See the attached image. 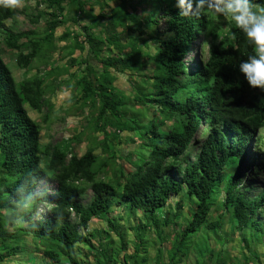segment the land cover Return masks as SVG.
Instances as JSON below:
<instances>
[{
  "label": "trees",
  "instance_id": "1",
  "mask_svg": "<svg viewBox=\"0 0 264 264\" xmlns=\"http://www.w3.org/2000/svg\"><path fill=\"white\" fill-rule=\"evenodd\" d=\"M214 2L197 0L183 16L179 0H34L27 19L41 32L7 28L16 10L0 7V264L12 256L36 264L38 246L46 264L63 258L119 264L110 263V253L116 259L122 253L120 264H147L151 231L158 245L152 264H186L191 238L202 232L220 246L205 248L207 258L200 250L192 264H210L213 254L233 264L240 251L227 243L234 237L243 253L249 237L264 243V223L256 220L264 189L250 198L242 183L255 170L245 174L253 144H263L264 91L251 88L240 71L252 46L224 11L216 14ZM253 3L264 6V0ZM162 20L167 30L159 27ZM59 28L65 31L56 36ZM198 36L208 56L202 61L196 51L187 61ZM55 55L64 61L60 66ZM36 63L47 75L69 71L70 77L51 85L39 75L25 78ZM59 91H70L74 104L66 114L78 118L76 130L89 127L83 151L75 134L42 146L41 128L25 109L47 107ZM43 121L47 126L49 113ZM128 143L134 147L123 153L119 147ZM100 148L102 156L95 153ZM87 190L92 196L83 205L78 199ZM41 205L48 211L34 222ZM122 218H137V227ZM95 221H104L106 230H93ZM110 233L123 244L105 254L93 242ZM78 245L87 253L74 252Z\"/></svg>",
  "mask_w": 264,
  "mask_h": 264
},
{
  "label": "rangeland",
  "instance_id": "2",
  "mask_svg": "<svg viewBox=\"0 0 264 264\" xmlns=\"http://www.w3.org/2000/svg\"><path fill=\"white\" fill-rule=\"evenodd\" d=\"M214 5H216L215 7V12L216 14L219 13V11L221 9H226V5L223 4H219L217 5L216 2L213 3ZM34 6V0H24V3L21 5V7L16 9V13L14 14V16L7 20L5 22V26L7 28L11 27V29L14 32H26L29 30H35L37 32H41L43 30V28H40L38 26H34L32 25L28 19H27V15L31 12V9ZM65 28H59L56 31V36H60L65 30ZM71 30L72 27L67 28V30ZM198 42V41H197ZM66 44V43H65ZM69 44H71V42L69 41ZM68 44V45H69ZM67 45V44H66ZM61 47H63V44L61 43ZM62 50L58 51L59 53ZM205 52H206V48H205ZM63 56L66 57V55L68 53H70L69 49H65L62 51ZM69 55V54H68ZM193 56V54L191 55ZM5 62H9L10 61V56L8 55H3ZM54 64L57 66H60V63L63 64L64 61L60 60L59 55H55L54 56ZM13 59H11V61L9 63H7V65L9 66L10 69H14L15 68V63L12 61ZM65 60V59H64ZM63 62V63H62ZM62 67V66H61ZM61 67H59L61 69ZM73 69L70 70V73H73ZM17 70H14V73L16 74ZM69 71H61L60 74L56 76L54 75H47L45 72V68L39 64L36 63L34 64L29 70L26 71V77L27 79H31L33 78L35 75H39L42 78H45V85H51L53 84V82L57 79H63V78H68L70 77V75L68 74ZM120 77V76H119ZM117 84L120 85V88L127 90L128 87L126 85V82L123 79H119V81L117 82ZM74 104V102L70 101V91H59L56 94V97L51 98V102L49 103V105L47 107H43L41 110L36 111L35 109H31L30 106L26 105L25 108L28 111L30 117L37 122V124L40 126L41 128V144L42 146H45L47 144H54L57 142H60L61 140H65L67 139L69 136L72 135H77L78 140L80 141V146L78 147L81 151L84 150L85 147V136L86 134L89 132V127L88 126H79L76 130L75 127H77V120L78 118L75 117V115H73V113L68 112L66 110H68L70 107H72ZM52 110V111H51ZM46 113L50 114V122L48 123V125L46 126L45 122L43 121L44 115ZM76 130V131H75ZM261 135L263 137V144L261 147H257L256 144H253L252 148H251V156L249 158V161L247 162V168L245 169V174L247 173L248 169L250 167H255V170H253V172L250 173V175H247L246 177H244L243 180V184L245 185L246 188L250 187V189L247 191L246 195L250 198L255 197L257 194L260 193L261 190L264 189V128L261 130ZM198 136V134H197ZM134 147V144H127V146H123L120 145L119 148H121L120 150L123 151V153H127L130 152L132 150V148ZM256 148V149H255ZM101 148L96 149L95 153L99 156H102L101 154ZM189 161H193V155H191V157L189 158ZM255 164V166H254ZM43 187V183H39V188ZM92 196V193L90 192V190H87L86 193L78 199V201L85 205L88 204V202L90 201V198ZM170 201L173 203L175 201V197L170 198ZM186 200H184L183 203H185ZM186 209L187 206L184 205L183 206V217H186ZM44 210L46 211V208L44 207ZM121 211V209L119 210ZM119 211L117 213H119ZM44 212L40 209L38 211H36V214L32 217L34 222H38V221H42L44 219ZM125 217V216H124ZM121 218V217H120ZM71 220L72 217H71ZM121 223H128L131 226H133L134 228L137 227L138 223V219L136 218L134 219H130V221L128 222L129 219L125 218V219H120ZM256 220L258 222L264 223V211L260 212L259 215L256 217ZM264 225V224H263ZM141 226H143L141 224ZM226 227H223V230L227 229ZM127 226H125L126 228ZM91 228L93 230L96 229H100V232H104V230H106V226L104 224V221H95L91 223ZM125 228H122V231L125 232ZM137 231H135L136 233ZM127 234L131 235L132 232H129V230H127ZM146 237L147 240L151 243H149L147 245V253H146V258L148 260L147 264H152L154 262V255H155V251L158 247L157 244L152 245V242H155L156 237L154 235V233L151 232H146ZM104 239H102L100 241L99 244V239L97 238L93 244L95 245V247L98 248V246H102V250L105 254H107L108 252L110 253V251L113 250L114 247L120 246L121 241L118 235L116 234H105ZM223 238H225V236H223ZM29 236H27L26 240H29ZM131 240H133V235H131L129 238L125 239V244H126V253L128 255H130L133 252V244L130 242ZM214 240L213 236H211L208 232H202L200 234L195 235L194 237L191 238V242L193 243V245L191 247L192 251L189 254V257L187 258V260L184 261V263L186 264H192V261L194 259V256L201 258V254H199V251H205V248L207 249H212V247H216V246H220L218 243H212V241ZM225 242V240H224ZM222 243V241H221ZM220 243V244H221ZM228 247L229 246H235L237 248H239L238 251H240L242 254H240L238 257L236 258V261L233 262V264H264V243H261L260 240L254 238V237H249L248 238V242H247V246L249 248H246L247 250L245 251V253H243L240 248V242L239 239L237 237H234L233 239H231V241H229L228 243ZM189 244H187L188 246ZM166 249L163 252V259L166 260L167 257V251L169 247H165ZM86 247L84 245H78V248H75L76 253L78 252H83V254H86ZM196 251H194V250ZM242 250H245L242 249ZM219 249H217L218 252ZM237 251V252H238ZM42 247L38 246L35 250H33L34 255L36 256V258L39 260V262H37L36 264H46V259H44L43 255H42ZM228 252H230V250L228 249ZM119 253V251H118ZM194 253V254H193ZM197 253V255H196ZM207 252L205 251L203 258L206 257ZM89 254V253H88ZM29 255V254H28ZM103 256V253L101 254ZM115 253H110V257L108 259H110V263H114V261H118V263H122L123 261V257H122V253H119L118 259L115 258ZM105 256V255H104ZM16 257L18 256H12L10 259L5 260L3 264H22L24 257H22L23 259L19 258L16 259ZM29 257V256H28ZM207 258V257H206ZM77 262L80 263L81 262V255L79 254L78 257L76 258ZM210 264H222L220 261H222V259H218L217 254H213L211 255V257L209 258ZM98 260V258H97ZM40 261H43L42 263H40ZM204 261H206L204 259ZM143 261H140L139 263H142ZM68 264L65 261V258L61 259V264ZM203 264H206V262H204ZM230 264V263H229Z\"/></svg>",
  "mask_w": 264,
  "mask_h": 264
},
{
  "label": "clouds",
  "instance_id": "3",
  "mask_svg": "<svg viewBox=\"0 0 264 264\" xmlns=\"http://www.w3.org/2000/svg\"><path fill=\"white\" fill-rule=\"evenodd\" d=\"M196 1L191 0L189 3L188 0H179L180 7L185 9L181 15H187V12L191 10ZM23 3L24 0H0V7L15 11ZM223 3H225V0H216L217 5ZM159 8L160 3L157 5V10ZM221 11H224L225 15L231 18L236 28L243 32L247 42L252 46L253 54L249 55L246 61L240 63V71L244 74L251 88H259L261 91H264V6L254 4L253 0H227L226 9H221ZM159 27L161 30L166 29L163 20L160 21ZM197 41L193 44L192 51L187 55V61H191L195 57L196 51H198V55L201 51L202 61L206 60L208 56V44H203L201 36H198ZM192 54L193 56H191ZM40 209L44 214L48 211V207L45 205H41L38 210ZM72 213L71 211V215ZM71 215L70 217H72ZM75 217L74 215L72 219L74 220Z\"/></svg>",
  "mask_w": 264,
  "mask_h": 264
},
{
  "label": "built area",
  "instance_id": "4",
  "mask_svg": "<svg viewBox=\"0 0 264 264\" xmlns=\"http://www.w3.org/2000/svg\"><path fill=\"white\" fill-rule=\"evenodd\" d=\"M72 217L74 216V214L72 213V215H71Z\"/></svg>",
  "mask_w": 264,
  "mask_h": 264
}]
</instances>
